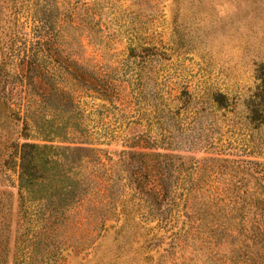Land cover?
Masks as SVG:
<instances>
[{
	"label": "rangeland",
	"instance_id": "rangeland-1",
	"mask_svg": "<svg viewBox=\"0 0 264 264\" xmlns=\"http://www.w3.org/2000/svg\"><path fill=\"white\" fill-rule=\"evenodd\" d=\"M263 75L264 0H0V264H256Z\"/></svg>",
	"mask_w": 264,
	"mask_h": 264
},
{
	"label": "trees",
	"instance_id": "trees-1",
	"mask_svg": "<svg viewBox=\"0 0 264 264\" xmlns=\"http://www.w3.org/2000/svg\"><path fill=\"white\" fill-rule=\"evenodd\" d=\"M260 80L261 82L260 85H258L257 100L255 102V106L253 105L252 114L264 118V75L262 76V78H260ZM23 149L38 151L40 148H38L37 146H23ZM25 156L28 159L30 158V160L26 161V163L23 164L25 159L20 158L21 163L19 166V183L20 187L24 186L31 189L36 187L38 180H41L42 178H35L34 173L38 171L37 167L35 166L36 159L31 157L29 153L25 154L24 157ZM245 240L247 241V244L250 245L249 254L251 258H255V260H257L256 264H264V226L250 231V233L247 234V237H245Z\"/></svg>",
	"mask_w": 264,
	"mask_h": 264
}]
</instances>
